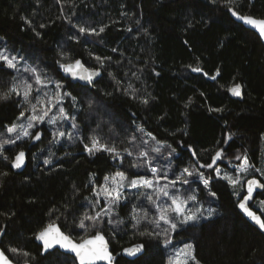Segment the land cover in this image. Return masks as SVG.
<instances>
[{
	"label": "trees",
	"instance_id": "16d2710c",
	"mask_svg": "<svg viewBox=\"0 0 264 264\" xmlns=\"http://www.w3.org/2000/svg\"><path fill=\"white\" fill-rule=\"evenodd\" d=\"M229 8L264 18V0H0V49L6 45L11 55L24 58L21 65L26 61L37 67L77 97L76 106L67 98L64 106L76 118L82 136L95 133L102 141L115 144L123 155L124 149L133 148L128 136L141 135L134 132L140 125L165 144V155L175 149L169 179L173 173L179 174L177 168L196 161L210 163L218 148H224L225 155L216 167L221 173L235 175L241 163L235 159L237 155H247L255 168H264V45L254 32L234 20ZM67 18L97 30L106 26L105 31L98 36L80 35ZM62 53L81 60L89 69H99V79L90 87L72 84L58 63L67 62L61 60ZM97 55L111 60L100 68L94 59ZM194 67L202 71L193 72ZM7 71L0 72V92L12 82ZM21 75L31 79L27 73ZM129 84L138 90L137 97L150 94V103L144 105L126 95ZM235 84L242 87L241 100L228 91ZM18 100L14 95L0 102V139L8 138L6 126L16 122L23 110ZM38 130L43 133L41 140H19L6 146L8 160L0 157V229L5 232L0 248L14 264L25 260L29 264H63L62 255H41L36 233L53 223L66 234L82 235L76 222L84 212L91 213L89 201L95 199L90 178L103 183L105 175L118 169L130 177L136 173L149 176V172L131 167L132 157L118 164L106 153L90 156L75 137L53 144V129L47 124L38 125ZM63 130L75 132L69 123ZM229 134L232 139L223 143ZM19 151L27 152V163L22 172L15 173L10 161ZM45 159L51 164L45 165ZM164 163L161 160L157 166ZM198 171L214 175L212 169ZM251 178L264 182L257 174L246 179ZM189 180L190 185L181 186L180 191L187 194L191 187L204 209H215L211 218L178 228L165 247L162 240L139 234L148 225L133 228L130 215L134 205L146 208L149 218L155 209L136 190H126L127 200L113 217L124 223L115 230L108 223L102 226L116 264H167L169 250L187 243L193 244L201 264H264V235L238 212L244 188L234 191L225 180L213 179L210 190L216 196L212 197L196 177ZM258 198L264 199V191ZM253 210L264 219L260 211ZM136 244L144 245L143 253L136 257L123 253ZM11 247L31 255L13 254L7 251Z\"/></svg>",
	"mask_w": 264,
	"mask_h": 264
},
{
	"label": "snow or ice",
	"instance_id": "6c2138e0",
	"mask_svg": "<svg viewBox=\"0 0 264 264\" xmlns=\"http://www.w3.org/2000/svg\"><path fill=\"white\" fill-rule=\"evenodd\" d=\"M61 0H57L60 3ZM235 0H229V3H234ZM232 16L237 20L242 21L245 25L251 26L255 29L259 37L264 39V18L257 19L250 15H241L234 8L228 9ZM125 15L126 13H121ZM69 24H73L71 18H67ZM25 23L31 26V21L25 19ZM40 27H44L43 24ZM77 28L80 35H100L105 31V27H100L98 30L94 27H87L82 24H73ZM131 31V29H128ZM39 35V33H37ZM116 52L117 49H112ZM94 59L99 63L100 68L104 67L105 60H111V57L95 56ZM61 60L67 62H60L59 66L63 72L73 79L86 82L87 85H93L96 77L101 75L99 69L85 68L84 64L79 60H71L67 53L61 54ZM22 56L11 55L7 51L5 45L0 49V72L8 70L5 74L12 76V82L6 91L0 92V102L10 100L14 95L20 97L17 101L18 105H23V110L17 117L16 122L6 126L8 138L0 139V157L8 160L5 152L8 150L6 146L15 145L17 141L24 138H29L32 141H39L43 133L38 130V125L47 124L52 127V141L51 143H60L61 138L78 139L80 143L84 144V150L90 155L95 156L97 153L108 154L113 161L118 164H123L125 157H132L130 166L137 170H145L151 173V177L147 175L133 174L131 177L123 170H116L114 173L105 175L103 183H91V194L95 199L89 201L91 213L84 212L80 216L76 227L83 231V234L77 233L76 236L66 234L61 231L53 223H49L41 231L36 233L35 239L41 242L42 252L47 253L49 256L62 255L64 257L63 264H116V258L112 251L109 249V241L106 239L102 226L105 223L115 226L123 224L122 219L113 220L117 215V209L121 206L122 201L127 200L125 194L126 190H136L138 196H143L144 199L155 209V214L149 218V211L143 206H133L130 215L133 221V228L140 229L141 224L148 225V227L140 230L141 236H148L153 239L162 240L165 247L171 243L170 236L175 233L178 228L192 225L195 226L201 219L211 218L215 209L208 207L203 208L199 205L197 193L189 187L187 194L180 191L177 185H190L189 178L196 177L203 185L204 189H208V194L212 197L216 196L214 191L210 190V185L213 179H222L232 186L234 191L240 187L243 189L246 186V194L239 197L238 207L242 212L250 218L261 231H264V219L256 212L252 211L249 201L254 199L253 192L257 189H264V182L255 178L244 180L255 166L250 163L247 155H237L235 159L240 160V165L236 168L235 175L225 171L221 173V169L216 167L217 161L221 160L225 155L224 148H218L215 154L211 157V162L204 164L196 161L195 164L185 166L182 169L177 168L178 175L173 173V178L169 179V171L172 169V158L175 154V149H171L165 155V144L157 140L151 132H145L144 128L137 125L134 132L141 135L137 137L135 134L128 136V143L133 146L132 149H124V154L115 146L102 141L101 137L93 133L90 136L84 137L81 135L79 126L76 123V118L71 116L66 110L64 104L66 98L69 99L73 106H76L78 99L64 89V85L58 81H53L48 78L37 67L27 65ZM193 72L202 71L199 67L192 68ZM16 75H13V74ZM21 73H27L31 79L24 78ZM115 80L116 77L109 73ZM159 75V73H156ZM219 75V70H217ZM136 79L140 76L133 73ZM211 79H216L212 76ZM118 84L119 80L116 81ZM51 86V90L50 89ZM138 90L129 84L127 89H124L126 95L131 96L133 99H139L144 105L150 103V94L148 96L137 97L135 93ZM228 91L235 97H242V87L240 84H235ZM35 93V95H33ZM154 99V98H153ZM89 108L92 107L89 102ZM55 110V111H53ZM211 111H222V109H211ZM26 113H28L26 115ZM67 122L71 125L75 132H65L57 125ZM33 129H37L33 131ZM186 134V133H185ZM144 137H147L145 139ZM139 139L140 143H137ZM232 139L229 134L223 143L227 144ZM87 141V142H85ZM152 142L151 147L149 146ZM170 148V146H168ZM189 150L191 148L189 146ZM154 154V155H153ZM25 152L19 151L14 158L10 161L11 167L14 169H21L25 164ZM192 155L196 153L193 151ZM163 160L165 163L160 167L157 164ZM45 165L51 164L50 159L44 160ZM198 166V167H197ZM202 168L212 169L214 175H205L198 171ZM261 171L260 169H255ZM264 175V172L261 173ZM7 175V173H3ZM238 194V193H237ZM170 202V203H169ZM189 204L199 205L194 208H189ZM261 211L264 212V201H260ZM99 208V211L96 209ZM107 218V220H105ZM5 235L3 229H0V236ZM61 250H63L61 252ZM16 255H23L29 257L31 254L16 247L8 248ZM144 252L143 244H136L132 247L125 248L123 253L129 257H136L138 254ZM65 253L71 256L64 255ZM0 264H14V262L6 255L5 250H0ZM24 264H28L25 260ZM167 264H201V261L195 254L193 244L187 243L173 255L169 256Z\"/></svg>",
	"mask_w": 264,
	"mask_h": 264
},
{
	"label": "water",
	"instance_id": "95a60500",
	"mask_svg": "<svg viewBox=\"0 0 264 264\" xmlns=\"http://www.w3.org/2000/svg\"><path fill=\"white\" fill-rule=\"evenodd\" d=\"M234 18V20L236 21V22H238L239 24H241L244 28H246V29H248V30H250V31H252V32H254L258 37H259V34H258V32L255 30V29H253L251 26H248V25H245L242 21H240V20H237L235 17H233ZM259 39H260V41L262 42V44L264 45V39H261L260 37H259ZM81 61V60H80ZM82 62V61H81ZM83 63V62H82ZM85 66V65H84ZM85 68H87L86 66H85ZM89 69V68H88ZM63 75H64V77L67 79V80H69L72 84H75V85H80V86H83V87H90V86H92V85H87L86 84V82H84V81H80V80H76V79H73L71 76H69V75H67V74H65L64 72H63ZM100 77V76H99ZM99 77H96L95 78V80H94V83L99 79ZM231 94V93H230ZM232 95V94H231ZM233 96V95H232ZM233 98L234 99H237V100H241V97H235V96H233ZM25 152V151H24ZM25 164H24V166L21 168V169H14V168H12L11 167V164H10V167H11V169L13 170V172H15V173H20V172H22L24 169H25V167H26V163H27V152H25ZM252 179V178H251ZM255 179H257V178H255ZM257 180H259V179H257ZM263 191H264V189H257V190H255L254 192H253V197H254V199L252 200V201H249V205H250V208H251V210L252 211H254L255 212V210H253V208H252V204H253V202L256 200V198L258 197V195L259 194H262L263 193ZM246 194V186L244 187V195ZM238 212L240 213V215L252 226V227H254L255 229H257L261 234H263L264 235V231H261L260 229H259V227H258V225H256L250 218H248L243 212H242V210L238 207ZM256 214L257 215H260L259 213H257L256 212ZM261 216V215H260ZM261 218L263 219V217L261 216ZM57 226V225H56ZM58 227V226H57ZM62 231V230H61ZM1 238H2V236H0V243H1ZM36 243L41 247V249H42V245H41V242H39V241H37L36 240ZM109 249H110V251H111V247H110V245H109ZM0 250H2L1 248H0ZM63 250H61V252H62ZM42 252V251H41ZM45 254H47V253H45ZM45 254H41L42 256H44ZM66 255H69V256H71V254H67V253H65ZM29 264V263H28Z\"/></svg>",
	"mask_w": 264,
	"mask_h": 264
},
{
	"label": "rangeland",
	"instance_id": "374dc122",
	"mask_svg": "<svg viewBox=\"0 0 264 264\" xmlns=\"http://www.w3.org/2000/svg\"><path fill=\"white\" fill-rule=\"evenodd\" d=\"M55 111V110H53ZM66 123L67 122H64L62 124H59L57 125V127H59L60 129H64V126H66ZM255 169H259V168H255ZM254 169V171H250L246 176H243V179L244 180H247L246 178L251 176V175H254V174H257L263 181H264V175H262L261 173L264 172V168L261 170V171H256ZM149 177H151V173L149 172ZM178 188H181V185H177ZM260 201H264V199H260V198H257L254 202H253V208L260 211L263 215H264V212L261 211V205H260ZM170 203V202H169ZM199 205H201V203H199ZM199 205H193V204H189V208H194V207H197ZM207 209V208H205ZM185 245H181V246H176L172 249H170V254L169 256L173 255L175 251H178L179 249L183 248Z\"/></svg>",
	"mask_w": 264,
	"mask_h": 264
},
{
	"label": "flooded vegetation",
	"instance_id": "af4514ba",
	"mask_svg": "<svg viewBox=\"0 0 264 264\" xmlns=\"http://www.w3.org/2000/svg\"><path fill=\"white\" fill-rule=\"evenodd\" d=\"M259 195H260V194H259ZM259 195H258V196H259ZM257 198H258V197H257ZM257 198H256V199H257ZM252 205H253V204H252Z\"/></svg>",
	"mask_w": 264,
	"mask_h": 264
}]
</instances>
